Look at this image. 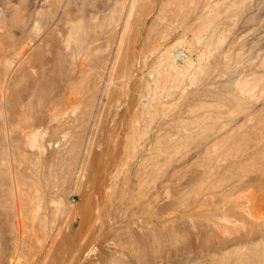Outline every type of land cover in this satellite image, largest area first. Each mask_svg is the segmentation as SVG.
I'll list each match as a JSON object with an SVG mask.
<instances>
[{
	"label": "rangeland",
	"instance_id": "374dc122",
	"mask_svg": "<svg viewBox=\"0 0 264 264\" xmlns=\"http://www.w3.org/2000/svg\"><path fill=\"white\" fill-rule=\"evenodd\" d=\"M0 264H264V0H0Z\"/></svg>",
	"mask_w": 264,
	"mask_h": 264
}]
</instances>
